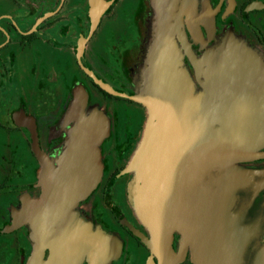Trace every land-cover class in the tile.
I'll list each match as a JSON object with an SVG mask.
<instances>
[{"label": "flooded vegetation", "instance_id": "1", "mask_svg": "<svg viewBox=\"0 0 264 264\" xmlns=\"http://www.w3.org/2000/svg\"><path fill=\"white\" fill-rule=\"evenodd\" d=\"M99 1L103 9L91 30L90 0H0V264H32L35 247L36 264H58V243L36 241L22 213L26 200L42 194L41 160L56 165L73 125L64 114L77 90L86 98V110L104 111L109 125L100 144V180L73 213L83 226L117 243L118 252L108 264H158L157 255L143 241L152 240L154 231L135 207V172L125 171L149 111L138 101L103 90L84 69L116 92L140 93L154 0ZM184 1L181 29L195 56L230 33L264 61V0ZM182 2L175 3L178 11ZM175 41L183 66L200 90L191 61ZM262 152L264 147L256 153ZM236 165L250 174V180L237 190L231 211L253 226L264 215V157L252 156ZM181 237L179 231H171L170 247L178 258L174 264H194ZM258 242L256 235L246 246V264L253 262ZM70 262L91 264V259L83 254Z\"/></svg>", "mask_w": 264, "mask_h": 264}, {"label": "water", "instance_id": "2", "mask_svg": "<svg viewBox=\"0 0 264 264\" xmlns=\"http://www.w3.org/2000/svg\"><path fill=\"white\" fill-rule=\"evenodd\" d=\"M176 2L153 1V32L140 93L116 92L84 69L103 90L138 101L149 111L125 171L135 172V207L154 231L152 240L143 241L157 255L158 264L178 260L170 247L172 230L181 233L194 264H246L245 248L257 235L251 264H264V215L251 226L231 211L237 190L250 180L236 163L264 157V152L256 153L264 147V61L230 33L195 56L181 29L187 3L183 0L178 11ZM90 3L93 30L103 3ZM189 20L195 34L193 17ZM175 38L191 61L200 90L182 64ZM64 120H73V125L56 165L41 160L42 194L26 200L22 217L29 221L36 241L58 243V264H71V258L83 254L91 264H108L118 252L117 243L106 233L83 226L73 213L100 180V144L108 133V118L101 111H87L86 98L77 90ZM260 186L264 188V172ZM37 256L35 247L32 264Z\"/></svg>", "mask_w": 264, "mask_h": 264}, {"label": "rangeland", "instance_id": "3", "mask_svg": "<svg viewBox=\"0 0 264 264\" xmlns=\"http://www.w3.org/2000/svg\"><path fill=\"white\" fill-rule=\"evenodd\" d=\"M104 113V111H102ZM105 114V113H104Z\"/></svg>", "mask_w": 264, "mask_h": 264}]
</instances>
